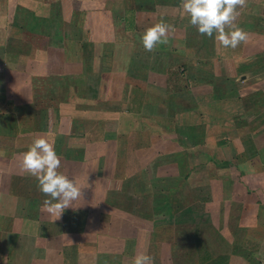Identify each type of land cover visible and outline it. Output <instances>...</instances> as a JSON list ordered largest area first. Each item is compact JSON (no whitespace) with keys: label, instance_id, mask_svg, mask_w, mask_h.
I'll return each mask as SVG.
<instances>
[{"label":"crops","instance_id":"crops-1","mask_svg":"<svg viewBox=\"0 0 264 264\" xmlns=\"http://www.w3.org/2000/svg\"><path fill=\"white\" fill-rule=\"evenodd\" d=\"M180 4L0 0V264H264V0L238 9L235 49ZM169 51L177 100L144 72ZM39 137L82 191L55 222L22 170Z\"/></svg>","mask_w":264,"mask_h":264},{"label":"clouds","instance_id":"clouds-1","mask_svg":"<svg viewBox=\"0 0 264 264\" xmlns=\"http://www.w3.org/2000/svg\"><path fill=\"white\" fill-rule=\"evenodd\" d=\"M246 3L247 0H181L180 7L200 35L212 38L215 33L218 46L235 49L248 40L247 33L235 23L240 14L238 9L244 8ZM170 31L174 32V27L163 21L149 27L141 38L145 51L153 52L158 44H166ZM21 157L22 170L35 177L38 190L49 197L44 200L43 209L55 217V222L80 199L81 188L58 171L61 159L47 139H34ZM131 264H153V257L139 253L132 258Z\"/></svg>","mask_w":264,"mask_h":264},{"label":"rangeland","instance_id":"rangeland-1","mask_svg":"<svg viewBox=\"0 0 264 264\" xmlns=\"http://www.w3.org/2000/svg\"><path fill=\"white\" fill-rule=\"evenodd\" d=\"M164 12H168L169 10H163ZM82 21V20H81ZM156 23H151V27L154 26ZM59 46H61L60 43H58ZM60 49V48H59ZM157 57L155 58V60H152L150 57V59H148V61L144 62V67H146V69L144 70V72L151 73V72H157L159 70V74L162 76L166 77V82H167V98L169 99L170 97L175 98L176 100L178 99L177 95L178 94H173L174 91L177 88L180 87V85L183 84V82L185 81V78L182 75V73H184L183 69L186 67V64L180 63L181 60H177L175 63L172 64V60H173V54H171V51L167 52V54H155ZM165 58V61H162V59ZM155 62V63H154ZM133 68V67H132ZM152 69V70H151ZM155 69V70H154ZM157 69V71H156ZM162 78V77H161ZM181 81V82H179ZM157 82H160L163 84V80H151V84H156ZM180 84V85H179ZM171 95V96H169ZM98 128H100V126H98ZM105 128V126H104ZM96 129V127H95ZM101 129V128H100ZM106 129V128H105ZM97 131V129H96ZM89 134V139H93V134H94V128H92L90 130ZM95 136V135H94ZM200 247H202L201 242H199ZM204 252V251H203ZM201 261L203 262H207V258H200ZM205 259V260H204ZM201 262V263H202ZM203 262V263H204ZM202 263V264H203Z\"/></svg>","mask_w":264,"mask_h":264},{"label":"trees","instance_id":"trees-1","mask_svg":"<svg viewBox=\"0 0 264 264\" xmlns=\"http://www.w3.org/2000/svg\"><path fill=\"white\" fill-rule=\"evenodd\" d=\"M78 15H79V14H75V17H77ZM73 21L76 22V18H75V20H73ZM86 48H88V47H86ZM90 57H92L91 52H90ZM203 258H204V257H203ZM204 260H205V259H204ZM200 262H202V261H200ZM203 262H204V261H203ZM203 262H202V263H203ZM202 263H201V264H202ZM204 263H205V262H204ZM204 263H203V264H204Z\"/></svg>","mask_w":264,"mask_h":264}]
</instances>
